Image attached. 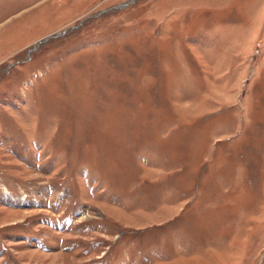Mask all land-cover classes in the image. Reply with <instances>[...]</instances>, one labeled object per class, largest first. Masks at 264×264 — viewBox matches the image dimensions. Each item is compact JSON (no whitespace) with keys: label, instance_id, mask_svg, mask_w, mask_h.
I'll return each instance as SVG.
<instances>
[{"label":"rangeland","instance_id":"1","mask_svg":"<svg viewBox=\"0 0 264 264\" xmlns=\"http://www.w3.org/2000/svg\"><path fill=\"white\" fill-rule=\"evenodd\" d=\"M0 264H264V0H0Z\"/></svg>","mask_w":264,"mask_h":264}]
</instances>
